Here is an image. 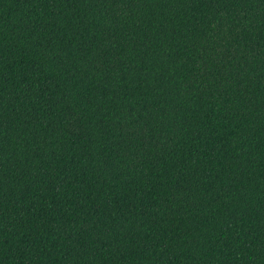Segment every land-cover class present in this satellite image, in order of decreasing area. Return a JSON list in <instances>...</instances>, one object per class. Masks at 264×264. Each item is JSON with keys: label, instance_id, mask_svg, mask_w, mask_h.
Segmentation results:
<instances>
[{"label": "trees", "instance_id": "16d2710c", "mask_svg": "<svg viewBox=\"0 0 264 264\" xmlns=\"http://www.w3.org/2000/svg\"><path fill=\"white\" fill-rule=\"evenodd\" d=\"M0 264H264V0H0Z\"/></svg>", "mask_w": 264, "mask_h": 264}]
</instances>
